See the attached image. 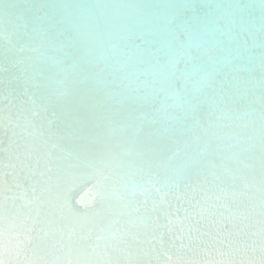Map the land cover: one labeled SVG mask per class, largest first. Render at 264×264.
Instances as JSON below:
<instances>
[{
    "label": "bare ground",
    "instance_id": "1",
    "mask_svg": "<svg viewBox=\"0 0 264 264\" xmlns=\"http://www.w3.org/2000/svg\"><path fill=\"white\" fill-rule=\"evenodd\" d=\"M0 33L4 264H264V0H0Z\"/></svg>",
    "mask_w": 264,
    "mask_h": 264
},
{
    "label": "snow or ice",
    "instance_id": "2",
    "mask_svg": "<svg viewBox=\"0 0 264 264\" xmlns=\"http://www.w3.org/2000/svg\"><path fill=\"white\" fill-rule=\"evenodd\" d=\"M0 36H2V33H0ZM2 70V69H0ZM261 148H262V164H264V137H262L261 141ZM78 160H82V162L92 168L93 174L96 175L98 182L100 180L104 179L103 171L101 169V166L104 164L103 160H89L87 158H82L81 156H77ZM151 167V161L144 157L142 154L139 156L138 164H137V171H145ZM3 255V249H2V239H0V264H4V260L2 258Z\"/></svg>",
    "mask_w": 264,
    "mask_h": 264
}]
</instances>
